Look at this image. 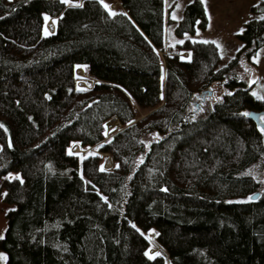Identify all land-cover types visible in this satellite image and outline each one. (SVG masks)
<instances>
[{
  "label": "trees",
  "instance_id": "16d2710c",
  "mask_svg": "<svg viewBox=\"0 0 264 264\" xmlns=\"http://www.w3.org/2000/svg\"><path fill=\"white\" fill-rule=\"evenodd\" d=\"M118 1L0 0V198L13 204L1 264H264V191L249 171L264 132L244 115L264 98L233 78L197 117L225 76L219 46L166 45L165 0ZM252 9L238 54L264 45V0ZM46 15L58 16L55 33ZM199 18L205 26L193 0L177 33ZM83 65L97 79L78 81L89 89L76 87Z\"/></svg>",
  "mask_w": 264,
  "mask_h": 264
},
{
  "label": "rangeland",
  "instance_id": "374dc122",
  "mask_svg": "<svg viewBox=\"0 0 264 264\" xmlns=\"http://www.w3.org/2000/svg\"><path fill=\"white\" fill-rule=\"evenodd\" d=\"M191 1L193 0H165V44H175L176 42L183 41L186 38L214 41L219 46L222 56L221 61L218 64V68H226L223 79H215L211 82L210 90L212 93L210 94V97H206L205 95L204 101L201 100L203 105L198 108L197 117H204L208 115V113L214 108L217 101L222 100L226 93H231L234 90V86L228 83L233 78L241 80L242 82L240 85L249 86L253 93L257 94L261 98H264V45H261L251 54H238V51L244 45L243 41L238 37V33L243 30L248 20L253 17L260 16L259 12L252 9V7L260 0H201L205 8L207 18L206 25H200L199 18L196 20L194 31H186L180 35L177 33L176 28L184 15L187 4ZM80 2H82V0H70L69 3ZM103 3L109 5L111 10L120 8L118 0H103ZM49 24L51 25L50 21L47 23L44 19V33L45 29H47L48 33L49 30H51ZM166 52L167 51H160L162 55ZM182 56L187 57L188 54L185 52ZM83 71L82 75L78 73L79 79L76 80V86L81 89L84 88L80 87L81 84L78 81L94 85L97 80L88 73L86 66ZM142 112L143 110H139V113ZM261 117H264V111H262L259 116L260 123L264 125V119H261ZM262 125L261 128L264 129V126ZM122 126L123 124L120 122V124L111 132H108L105 129L107 136H111L113 132ZM79 146L81 147L80 150ZM79 146L77 144H73L70 149L73 152H82L83 154L88 152H98L102 155L103 168L111 169L114 167L115 162L109 153L99 151L95 145H93L92 150L88 148L89 145L85 147L81 145ZM262 150L263 158L249 168V171H252L251 173L254 177L262 182L260 191H264V145ZM108 163H110V165ZM14 175L15 173L8 174L9 177ZM1 180L2 179H0V182ZM11 207H13V204L6 203L0 198V235H3L6 230V214ZM150 236L151 238H154L155 232L151 231ZM158 250L159 246L157 244H153L149 252L150 254H154ZM5 258L6 252L0 250V264ZM167 264H170L169 259H167Z\"/></svg>",
  "mask_w": 264,
  "mask_h": 264
},
{
  "label": "water",
  "instance_id": "95a60500",
  "mask_svg": "<svg viewBox=\"0 0 264 264\" xmlns=\"http://www.w3.org/2000/svg\"><path fill=\"white\" fill-rule=\"evenodd\" d=\"M54 17H56V18H57V21H58V16H54ZM56 29H57V26H56V28H55V31L52 32V33H55V32H56ZM77 73H78V71H77ZM92 86H93V85H92ZM92 86H91V87H92ZM76 87H77V86H76ZM91 87H89V88H91ZM77 88H78V87H77ZM78 89H81V88H78ZM84 89H88V88H84ZM204 93H206V91H205ZM208 93L211 94L212 91H208ZM201 100H202V101L205 100V95L202 97ZM199 104H200V103L198 102V103H197V106H199ZM248 113L250 114V115H248L249 118L253 119V120L256 121L258 124H260L259 116H260V114H261V111H259V110H255V109H251ZM113 117H116V116H113ZM116 118H117V117H116ZM258 195H259V191L255 192V193L252 195V197H253V198H256V197H258Z\"/></svg>",
  "mask_w": 264,
  "mask_h": 264
},
{
  "label": "snow or ice",
  "instance_id": "6c2138e0",
  "mask_svg": "<svg viewBox=\"0 0 264 264\" xmlns=\"http://www.w3.org/2000/svg\"><path fill=\"white\" fill-rule=\"evenodd\" d=\"M62 2L63 3H66V4H68L69 2H70V0H62ZM101 3H103V0H101ZM77 6H81L82 7V5H77ZM104 7L105 8H110V6L109 5H107V4H105L104 5ZM116 13H112V15H115ZM126 15V14H125ZM45 18V20L47 21L48 19H49V17H47V16H45L44 17ZM173 18H175V17H173ZM261 19H264V17H262ZM241 31H243V30H241ZM45 34L46 35H48V34H50V33H48V31H47V29H45ZM180 43H183V41H180ZM205 43H207V42H205ZM214 43V42H213ZM244 115L245 116H248V115H250L249 113H244ZM261 119H264V117H261ZM0 127H3V125L2 124H0ZM262 131H264V129H262ZM107 134V133H106ZM101 170L103 171V168H101ZM15 179H19V177H14ZM22 182V181H21ZM3 195H7V193H4ZM249 199H252V197H249ZM11 211V210H10ZM4 237L2 236V235H0V239H3ZM146 255H148V253H145ZM156 255H159V253H157Z\"/></svg>",
  "mask_w": 264,
  "mask_h": 264
},
{
  "label": "bare ground",
  "instance_id": "6f19581e",
  "mask_svg": "<svg viewBox=\"0 0 264 264\" xmlns=\"http://www.w3.org/2000/svg\"><path fill=\"white\" fill-rule=\"evenodd\" d=\"M47 16V15H46ZM49 17V20L50 21H52V19H55V28H56V25H57V18H53V17H50V16H48ZM55 31V29L54 30H49V33H52V32H54ZM85 68V66H78L77 67V71H78V73H80L81 75H82V73L84 72L83 71V69ZM113 119H117L116 117H113V118H110L109 120H113ZM109 120H107V121H109ZM118 120V119H117ZM106 129V128H105ZM78 145V144H77ZM109 162H110V160H109ZM109 165H110V163H108Z\"/></svg>",
  "mask_w": 264,
  "mask_h": 264
},
{
  "label": "built area",
  "instance_id": "2783aa9c",
  "mask_svg": "<svg viewBox=\"0 0 264 264\" xmlns=\"http://www.w3.org/2000/svg\"><path fill=\"white\" fill-rule=\"evenodd\" d=\"M79 146V145H78ZM88 148L90 149V150H92L93 149V145H89L88 146ZM81 149V147L79 146V150Z\"/></svg>",
  "mask_w": 264,
  "mask_h": 264
},
{
  "label": "flooded vegetation",
  "instance_id": "af4514ba",
  "mask_svg": "<svg viewBox=\"0 0 264 264\" xmlns=\"http://www.w3.org/2000/svg\"><path fill=\"white\" fill-rule=\"evenodd\" d=\"M261 113H262V111H261ZM261 115V114H260ZM260 126L262 125L261 123L259 124ZM262 126H264V125H262Z\"/></svg>",
  "mask_w": 264,
  "mask_h": 264
}]
</instances>
